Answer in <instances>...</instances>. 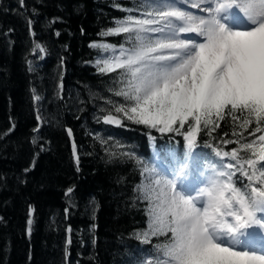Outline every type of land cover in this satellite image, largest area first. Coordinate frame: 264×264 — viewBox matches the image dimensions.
<instances>
[{
  "label": "trees",
  "instance_id": "16d2710c",
  "mask_svg": "<svg viewBox=\"0 0 264 264\" xmlns=\"http://www.w3.org/2000/svg\"><path fill=\"white\" fill-rule=\"evenodd\" d=\"M160 1L0 0V264H154L163 238L144 242L138 185L161 167L226 171L217 151L235 164L231 151L252 139L225 119L189 149L183 129L162 133L115 113L117 73L99 72L103 49L92 45H127L109 28ZM108 114L123 126L104 123Z\"/></svg>",
  "mask_w": 264,
  "mask_h": 264
},
{
  "label": "snow or ice",
  "instance_id": "6c2138e0",
  "mask_svg": "<svg viewBox=\"0 0 264 264\" xmlns=\"http://www.w3.org/2000/svg\"><path fill=\"white\" fill-rule=\"evenodd\" d=\"M144 7L142 15L128 9L106 33L124 36L128 47L92 45L105 54L96 61L99 72L117 73L119 87L112 91L123 103L109 101L115 113L162 133L183 129L189 149L202 129L214 132L225 119L238 126L239 137H252L231 151L236 163L217 172L197 195L178 190L172 179L153 177L138 185L137 201L146 210L144 242L163 238L156 246L162 258L154 264H264V252L242 239L248 229L264 228L258 215L264 214V0H162ZM229 19L245 26L234 27ZM104 123L123 126L112 114ZM240 149L251 155L239 156ZM236 174L248 183L237 187ZM27 224L30 234L32 220Z\"/></svg>",
  "mask_w": 264,
  "mask_h": 264
},
{
  "label": "rangeland",
  "instance_id": "374dc122",
  "mask_svg": "<svg viewBox=\"0 0 264 264\" xmlns=\"http://www.w3.org/2000/svg\"><path fill=\"white\" fill-rule=\"evenodd\" d=\"M160 2H162V0ZM187 10L196 12L197 14H201V15L204 14V13L200 12L197 9L188 8ZM232 11L237 12L239 14V10L238 9H234ZM240 17H241V20L243 21V19H244L243 15L242 16L240 15ZM227 23H228V21H227ZM234 27H240V26L239 25H235ZM242 27H244V26H242ZM125 46L128 47L129 45H125ZM104 55L105 54L102 53V55L100 56V59ZM216 158L222 160L221 163H225L227 165L229 164V162L227 160H224L222 155H219ZM262 163H264V162H262ZM260 166L261 165H259V167ZM201 171H202V173H201ZM219 171H221V170H219ZM213 174L214 173L205 175L203 173V169L202 168H198V170L194 174V176H190L189 172L183 171L180 168H172V167L162 168L161 167L158 170L156 169L154 172H150V174L148 175L147 179L148 178H153V177L164 178V179H172V180H175L177 182V184L179 183V188H180L179 190H182L185 193H189L191 195H197L198 194V189L207 186L208 181L214 176ZM258 215L261 218H264V214H258ZM252 229H253V231L255 233H257L259 235L260 242L256 241V239L254 240L253 238H249L250 242H249V244L247 246L252 248V245L257 244L259 247L261 245V247L264 248V234H263L264 233V228H259L258 226H254Z\"/></svg>",
  "mask_w": 264,
  "mask_h": 264
},
{
  "label": "bare ground",
  "instance_id": "6f19581e",
  "mask_svg": "<svg viewBox=\"0 0 264 264\" xmlns=\"http://www.w3.org/2000/svg\"><path fill=\"white\" fill-rule=\"evenodd\" d=\"M239 10V9H238ZM235 14L236 15H238V16H242L243 14L241 13V12H239V14L237 13V12H235ZM228 23L230 24V25H233V26H235L234 24H233V21H232V19H229L228 20ZM240 27H242V26H245V24L244 23H241L240 25H239ZM178 185V190L180 189L179 188V183L177 184ZM247 233H248V235L247 236H245V237H242V239H244L245 241H246V245H248L249 244V238H253L254 240L256 239V241H258V242H260V237H259V235L257 234V233H255L254 231H253V229L251 228V229H249V230H247ZM263 233V232H262ZM264 234V233H263ZM259 248V249H258ZM252 250H255L256 252H258V253H260V252H264V248L263 247H261V245H260V247L257 245V244H255V245H252V248H251Z\"/></svg>",
  "mask_w": 264,
  "mask_h": 264
},
{
  "label": "water",
  "instance_id": "95a60500",
  "mask_svg": "<svg viewBox=\"0 0 264 264\" xmlns=\"http://www.w3.org/2000/svg\"><path fill=\"white\" fill-rule=\"evenodd\" d=\"M70 129L68 128V130L67 131H69ZM72 133V132H71ZM70 138H71V140H73V135L71 134V136H70Z\"/></svg>",
  "mask_w": 264,
  "mask_h": 264
}]
</instances>
